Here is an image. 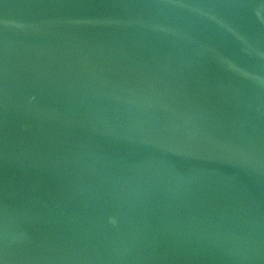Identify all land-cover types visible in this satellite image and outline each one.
Instances as JSON below:
<instances>
[{"label":"water","instance_id":"95a60500","mask_svg":"<svg viewBox=\"0 0 264 264\" xmlns=\"http://www.w3.org/2000/svg\"><path fill=\"white\" fill-rule=\"evenodd\" d=\"M0 264H264V0H0Z\"/></svg>","mask_w":264,"mask_h":264}]
</instances>
